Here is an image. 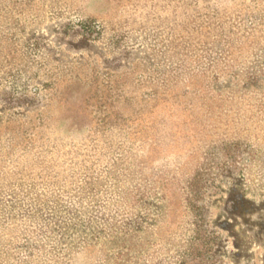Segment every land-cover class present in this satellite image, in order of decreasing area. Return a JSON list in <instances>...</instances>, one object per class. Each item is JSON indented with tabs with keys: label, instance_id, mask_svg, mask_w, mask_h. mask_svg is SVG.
<instances>
[{
	"label": "rangeland",
	"instance_id": "obj_1",
	"mask_svg": "<svg viewBox=\"0 0 264 264\" xmlns=\"http://www.w3.org/2000/svg\"><path fill=\"white\" fill-rule=\"evenodd\" d=\"M0 264H264V0H0Z\"/></svg>",
	"mask_w": 264,
	"mask_h": 264
}]
</instances>
